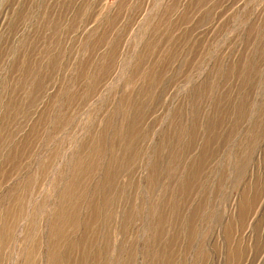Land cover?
<instances>
[{
  "label": "rangeland",
  "instance_id": "rangeland-1",
  "mask_svg": "<svg viewBox=\"0 0 264 264\" xmlns=\"http://www.w3.org/2000/svg\"><path fill=\"white\" fill-rule=\"evenodd\" d=\"M0 264H264V0H0Z\"/></svg>",
  "mask_w": 264,
  "mask_h": 264
}]
</instances>
